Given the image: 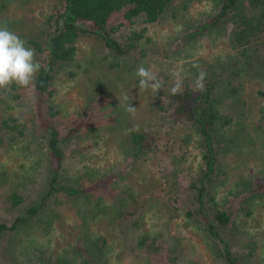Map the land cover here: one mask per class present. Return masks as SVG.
<instances>
[{
  "label": "rangeland",
  "instance_id": "rangeland-1",
  "mask_svg": "<svg viewBox=\"0 0 264 264\" xmlns=\"http://www.w3.org/2000/svg\"><path fill=\"white\" fill-rule=\"evenodd\" d=\"M63 4L0 0V24L26 41H42ZM214 8L212 0H175L122 56L97 38L76 40L71 61L57 69L45 100L57 112L62 167L56 184L85 188L108 176L112 181L94 193H51L25 222L13 223L45 197L53 160L32 91L0 93V125L12 127L0 130V221L13 224L0 232V264H221L214 246L185 218L194 207L190 185L200 169L199 138L178 97L168 92L179 72L183 92L197 94L192 84L200 69L207 73L204 83L216 85L217 109L232 120L223 133H214L223 171L214 197L233 215L220 234L238 264H264V98L257 95L264 91V44L242 55L224 21L197 33ZM120 22L117 14L108 25ZM140 22L122 23L112 38L124 44ZM141 64L163 83L155 97L138 89L135 70ZM129 102L134 116L126 111ZM75 126L78 131L65 137ZM127 129L132 131L125 134ZM131 132L150 136L152 147L137 150ZM10 194L20 199L17 206L7 200Z\"/></svg>",
  "mask_w": 264,
  "mask_h": 264
},
{
  "label": "trees",
  "instance_id": "trees-1",
  "mask_svg": "<svg viewBox=\"0 0 264 264\" xmlns=\"http://www.w3.org/2000/svg\"><path fill=\"white\" fill-rule=\"evenodd\" d=\"M174 1L64 0L53 28L48 33H44L43 40H27V46L35 49L36 59L42 65L37 75L36 88L32 91V98L38 126L44 133L46 149L53 163L45 197L28 209L26 217L16 218L13 223L32 219L51 193L57 192L68 196L94 193L107 189L112 181L108 176L85 188H69L56 184L58 171L62 167L59 131L54 124L57 112L47 108L45 100L51 95L49 85L57 69L71 61L76 40L80 36L94 37L113 55H125L135 49L136 43L143 38L147 26L156 23ZM212 1L215 8L207 20L200 25L197 33L224 21L232 27L230 36L232 46L242 55H245V51L251 45L264 44V0ZM117 14L122 22L116 26L108 25L109 18ZM137 18H141V22L127 32L124 36V44L112 38L122 23L131 24ZM204 85L205 91L202 93L194 95L190 91H185L180 96H175L178 97V106L186 115L185 119L199 138L200 169L197 178L190 185L194 195V207L193 210L186 211L185 218L195 223L204 239L214 246L221 264H238L229 249L228 241L220 234L221 229L231 224L232 212L225 209L214 197V189L221 184L220 177L223 172L217 159V142L214 133L216 131L223 133L229 128L232 120L228 115L221 114L216 107L212 96L215 83L206 82ZM17 88L16 85L12 86L13 91ZM257 95L264 98V91L258 92ZM9 129L12 127L8 126L7 122L1 123L0 130ZM78 129V126L69 128L65 137L73 135ZM221 141L219 138V144ZM129 142L139 151L149 150L153 145L152 138L141 132H131ZM1 143L0 137V145ZM7 200L13 206H17L20 202L15 194H10ZM12 228L13 224L8 227L0 221V232Z\"/></svg>",
  "mask_w": 264,
  "mask_h": 264
},
{
  "label": "clouds",
  "instance_id": "clouds-1",
  "mask_svg": "<svg viewBox=\"0 0 264 264\" xmlns=\"http://www.w3.org/2000/svg\"><path fill=\"white\" fill-rule=\"evenodd\" d=\"M200 69L199 64L193 65ZM42 65L36 59L35 49L27 46V41L12 31L8 25L0 24V93H10L12 86L16 85L29 91L36 88V79ZM138 78V89L140 92H150L153 97L163 89V83L151 67L138 65L135 70ZM207 73L200 69L192 84V91L202 93L205 91L204 80ZM184 91V78L181 73L173 74V84L168 89L170 96L182 94ZM125 100L128 97L125 95ZM126 111L135 115L136 107L128 103ZM132 131L125 130V134Z\"/></svg>",
  "mask_w": 264,
  "mask_h": 264
}]
</instances>
